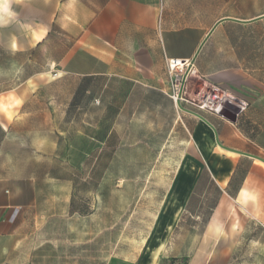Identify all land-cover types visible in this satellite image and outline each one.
<instances>
[{
	"label": "rangeland",
	"instance_id": "374dc122",
	"mask_svg": "<svg viewBox=\"0 0 264 264\" xmlns=\"http://www.w3.org/2000/svg\"><path fill=\"white\" fill-rule=\"evenodd\" d=\"M10 3L0 0V33L21 36L33 23L32 5L44 2L18 0V16L28 19H11ZM263 13L264 0H221V18ZM46 41L34 49L33 68L17 54L18 86L31 71L43 74L19 88L31 102L3 147L14 174L35 183L37 203L25 226L36 258L42 264H264V168L228 156L240 164L233 187L249 169L242 195L223 201L215 187H203L176 215L187 170L203 159L191 154L189 134L169 103L116 75L81 77L95 65L85 54L57 64L72 39ZM5 51L4 62L16 57ZM194 67L221 70V86L195 73L185 83L188 94L205 81L219 87L231 139L264 159V20L221 24ZM165 68L171 94L180 72Z\"/></svg>",
	"mask_w": 264,
	"mask_h": 264
},
{
	"label": "crops",
	"instance_id": "0c3cea01",
	"mask_svg": "<svg viewBox=\"0 0 264 264\" xmlns=\"http://www.w3.org/2000/svg\"><path fill=\"white\" fill-rule=\"evenodd\" d=\"M43 2L42 5H32L35 17L32 18L30 28L26 26L23 35L18 36L12 30L8 36L0 33V50L4 49L9 55L16 56L4 62L0 52V264H42L41 258L34 255L32 233L25 226L37 203L35 183L31 177L14 174L15 168L11 159L3 152V147L10 140L12 126L22 117L21 110L31 102L22 95L19 96V88L24 83L27 85L32 82L35 75L43 74L31 71L18 86L17 54L24 53L25 67L33 68L34 49L47 42V39H72L73 48L63 49L57 59L58 65L66 64L78 54H85L95 65L86 72H80L81 77L116 75L143 85L152 94L169 103L176 117L175 123L180 121L189 134L190 140L186 143L188 149L192 150L191 154H199L203 159L199 166L187 170L183 192L178 197L179 200L175 201L181 205L176 215L189 205L197 196V191L203 187H215L223 201H233L242 195L249 169L237 186L233 187L240 164L228 156L242 157L243 160L249 163L253 161L263 168L264 164L218 149L214 143L213 131L203 121L205 125L201 123L200 119L177 109L171 101L165 71V64L169 59H178L176 65L179 67L184 64L183 61H190L209 30L221 19V0ZM29 8L30 5H26V9ZM2 10L0 5V12ZM9 12L11 19H18V0H11ZM25 18L28 19H20ZM220 27L221 24L209 39L215 38ZM18 39H24V47H19ZM180 46L183 47L182 50ZM193 72H202V77L221 86V70L206 72L203 68L194 67ZM200 115L216 129L221 144L252 154L234 143L235 139H231L230 135L233 127L222 121L221 116L207 113ZM215 148L223 154L219 155ZM3 156L6 162L3 161ZM15 209L18 210L16 217L10 221ZM169 228H165V231ZM238 231L239 228L233 226L232 232L237 234Z\"/></svg>",
	"mask_w": 264,
	"mask_h": 264
},
{
	"label": "built area",
	"instance_id": "2783aa9c",
	"mask_svg": "<svg viewBox=\"0 0 264 264\" xmlns=\"http://www.w3.org/2000/svg\"><path fill=\"white\" fill-rule=\"evenodd\" d=\"M173 60L174 59H169L167 61L169 69L172 71L174 69H177L176 66H174L175 63H173ZM184 71L179 70L180 73L175 75V82L172 86V93L170 94V99L173 101L174 105L176 106V101L179 98L181 105L189 110H192L199 114L207 113L211 115L221 116V112L225 103V95H221V90L219 87L205 81L203 82L202 86L191 95H189L187 89H185V83L188 76L192 75L193 68L186 78L180 97H178L181 77ZM239 102L241 103V105L244 104L242 101ZM17 212V209L13 211L10 217V221H13L15 219Z\"/></svg>",
	"mask_w": 264,
	"mask_h": 264
},
{
	"label": "water",
	"instance_id": "95a60500",
	"mask_svg": "<svg viewBox=\"0 0 264 264\" xmlns=\"http://www.w3.org/2000/svg\"><path fill=\"white\" fill-rule=\"evenodd\" d=\"M264 20V13L257 16V17H254V18H251V19H246V20H243V19H237V18H231V17H224V18H221L220 20H218L213 26L212 28L209 30V32L207 33V35L205 36V38L201 41V43L199 44L195 54L193 55V57L190 59L189 61V65H187L182 77H181V82H180V87H179V93H178V97H180L181 95V92H182V89H183V86H184V83L186 81V78L187 76L189 75L190 71L192 70L193 66H194V63L200 53V51L202 50L203 46L205 45V43L208 41L209 37L212 35V33L214 32V30L217 28L218 25L220 24H223L225 22H231V23H235V24H239V25H250V24H253V23H256V22H259V21H262ZM183 63H185L183 61ZM233 99H236L234 97H231ZM237 100V99H236ZM239 101V100H237ZM176 107L184 112V113H187L189 115H192L198 119H200L201 121H203L214 133V138H215V143L216 145L225 150V151H228V152H231V153H235V154H238V155H241V156H244V157H248L250 159H254V160H258V161H261L262 163H264V159L259 157V156H256V155H252V154H249V153H246V152H242V151H238V150H235V149H232V148H228L226 146H224L223 144L220 143L219 139H218V135H217V132H216V129L213 127V125H211L202 115H200L199 113H196L192 110H189L187 108H185L184 106L181 105L180 101H179V98L177 99L176 101Z\"/></svg>",
	"mask_w": 264,
	"mask_h": 264
},
{
	"label": "bare ground",
	"instance_id": "6f19581e",
	"mask_svg": "<svg viewBox=\"0 0 264 264\" xmlns=\"http://www.w3.org/2000/svg\"><path fill=\"white\" fill-rule=\"evenodd\" d=\"M177 60H178V59H174V60H173V63H175L174 66H176V68H177L178 70H182V71H184L186 65H189V62H188V63L185 62L183 65H181V66L179 67V66L176 65ZM193 74H194V72L192 73V75H193ZM201 123H203V122L201 121ZM203 124H204V123H203ZM204 125H205V124H204ZM214 143H215V141H214ZM216 147H217L218 149H220L217 145H216ZM234 154H235V153H234ZM257 161H258V160H257ZM259 163H260V164H264V163H262L261 161H259Z\"/></svg>",
	"mask_w": 264,
	"mask_h": 264
}]
</instances>
